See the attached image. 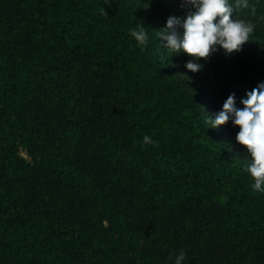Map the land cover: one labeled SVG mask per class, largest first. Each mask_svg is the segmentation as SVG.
Instances as JSON below:
<instances>
[{"label": "trees", "instance_id": "1", "mask_svg": "<svg viewBox=\"0 0 264 264\" xmlns=\"http://www.w3.org/2000/svg\"><path fill=\"white\" fill-rule=\"evenodd\" d=\"M249 5L232 14L255 26L237 68L213 72L215 115L264 82L248 63L264 0ZM183 15L163 0H0V264H173L181 251L183 264H264V193L167 69L190 57L167 56L156 32ZM142 26L143 48L129 31Z\"/></svg>", "mask_w": 264, "mask_h": 264}, {"label": "clouds", "instance_id": "2", "mask_svg": "<svg viewBox=\"0 0 264 264\" xmlns=\"http://www.w3.org/2000/svg\"><path fill=\"white\" fill-rule=\"evenodd\" d=\"M249 0H180L179 8L184 12L182 17H168L165 26L156 32L161 40V46L166 55L187 54L190 59L184 67L198 73L204 65L202 59H207L213 53L223 51L225 55L242 50L254 31V24L244 19H233L232 14L238 8H249ZM252 13L255 14L253 7ZM130 35L141 48L148 44V34L144 26L130 29ZM168 56V55H167ZM243 107L237 106L235 93L228 96L222 110L214 118L207 116V128L219 129L231 121L238 126L236 142L247 149V173L252 178L250 185L254 192L264 193V82L257 84L247 93V98L239 101ZM144 144H155V141L145 135ZM186 254L181 251L173 264H183Z\"/></svg>", "mask_w": 264, "mask_h": 264}, {"label": "rangeland", "instance_id": "3", "mask_svg": "<svg viewBox=\"0 0 264 264\" xmlns=\"http://www.w3.org/2000/svg\"><path fill=\"white\" fill-rule=\"evenodd\" d=\"M165 5L170 6L171 3H179L180 0H163ZM154 4L153 1L151 3H144L145 6L151 7ZM170 10V8H167ZM237 57H233L231 55H225L223 51L213 53L207 59H202L200 63L204 65V68L198 73H192L188 71L184 65H167V69L174 76L179 78L180 80L188 83L190 85V91L195 92L196 94H200V98L203 102L204 114L205 116H212L214 118V111L211 109L210 103L212 100L218 102L220 104L222 99L217 93L219 84L216 82L213 72L215 70H222L225 64H232L236 68L238 66ZM248 63L251 67H263L264 66V47L258 48L257 52L250 55V60ZM237 127L236 133H233L231 129H229V123L226 125H222L218 130L212 129L211 132L215 133L216 136L220 139V141L226 145H229L233 148V150L237 151L236 160L238 163L248 164L247 160H244L247 156L243 154L239 150V144L236 142V135L239 131V127Z\"/></svg>", "mask_w": 264, "mask_h": 264}]
</instances>
